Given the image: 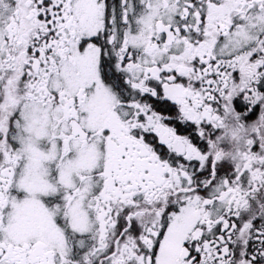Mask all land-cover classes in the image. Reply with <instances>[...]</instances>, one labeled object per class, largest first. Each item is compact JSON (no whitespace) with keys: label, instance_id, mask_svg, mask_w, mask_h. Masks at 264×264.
<instances>
[{"label":"snow or ice","instance_id":"6c2138e0","mask_svg":"<svg viewBox=\"0 0 264 264\" xmlns=\"http://www.w3.org/2000/svg\"><path fill=\"white\" fill-rule=\"evenodd\" d=\"M0 264H264V0H0Z\"/></svg>","mask_w":264,"mask_h":264}]
</instances>
